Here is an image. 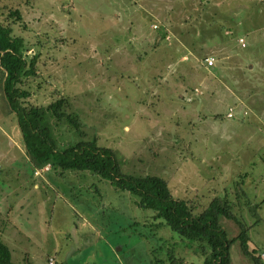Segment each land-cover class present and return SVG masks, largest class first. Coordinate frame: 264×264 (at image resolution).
Returning <instances> with one entry per match:
<instances>
[{
    "label": "rangeland",
    "instance_id": "374dc122",
    "mask_svg": "<svg viewBox=\"0 0 264 264\" xmlns=\"http://www.w3.org/2000/svg\"><path fill=\"white\" fill-rule=\"evenodd\" d=\"M8 8L37 58L29 102L64 98L81 124L79 136L47 115L56 148L95 138L121 173L164 179L195 211L225 199L264 264V0H0ZM50 166L25 151L0 82V240L13 264H202L135 196ZM229 259L252 264L238 241Z\"/></svg>",
    "mask_w": 264,
    "mask_h": 264
},
{
    "label": "trees",
    "instance_id": "16d2710c",
    "mask_svg": "<svg viewBox=\"0 0 264 264\" xmlns=\"http://www.w3.org/2000/svg\"><path fill=\"white\" fill-rule=\"evenodd\" d=\"M21 23L19 10L8 8L0 12V82L4 101L16 117L28 155L43 167L55 164L61 170L89 171L109 180L118 191L135 196L136 206L151 210L153 219L161 222L159 226H166L180 238L196 243L204 256L202 264H230V245L236 241L252 264H260L261 257H254L248 251L245 226L225 199L214 197L206 207L195 211L191 201L173 197L164 179L121 173L114 151L97 146L95 138L79 140L61 150L56 148L49 128L44 125L47 115L56 122L65 120L79 136L83 135L81 124L76 115L64 111V98H57L46 106L29 102L30 95L23 89V82L36 75L37 58L26 59L28 46L22 37L13 33V26ZM159 34L163 39L166 36L163 31ZM256 207H251L250 213L254 214ZM223 224L233 231L238 228L239 232L229 238ZM177 261L185 264L181 259ZM0 264H13L10 251L1 240Z\"/></svg>",
    "mask_w": 264,
    "mask_h": 264
},
{
    "label": "built area",
    "instance_id": "2783aa9c",
    "mask_svg": "<svg viewBox=\"0 0 264 264\" xmlns=\"http://www.w3.org/2000/svg\"><path fill=\"white\" fill-rule=\"evenodd\" d=\"M154 29H156V26H154ZM239 44H241V46L244 47L243 41L241 39L239 40ZM213 63H214V59L212 57H208V58L205 59V66L206 67L213 66ZM227 117H231V115L228 113ZM48 264H52V260L51 259H49V263Z\"/></svg>",
    "mask_w": 264,
    "mask_h": 264
},
{
    "label": "crops",
    "instance_id": "0c3cea01",
    "mask_svg": "<svg viewBox=\"0 0 264 264\" xmlns=\"http://www.w3.org/2000/svg\"><path fill=\"white\" fill-rule=\"evenodd\" d=\"M47 169V166L46 167H44V170H46ZM63 257V256H62ZM49 259H51V258H48L47 260H49ZM52 260V259H51ZM62 260H64V259H62ZM55 264H57L56 262H55V260H52Z\"/></svg>",
    "mask_w": 264,
    "mask_h": 264
}]
</instances>
